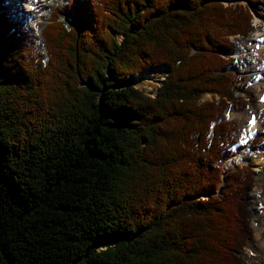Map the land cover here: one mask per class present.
<instances>
[{"label":"trees","instance_id":"1","mask_svg":"<svg viewBox=\"0 0 264 264\" xmlns=\"http://www.w3.org/2000/svg\"><path fill=\"white\" fill-rule=\"evenodd\" d=\"M65 7L36 44L0 0V264H234L255 172L222 180L237 130L223 110L254 101L229 40L252 15L220 0ZM162 65L154 97L117 86Z\"/></svg>","mask_w":264,"mask_h":264},{"label":"rangeland","instance_id":"2","mask_svg":"<svg viewBox=\"0 0 264 264\" xmlns=\"http://www.w3.org/2000/svg\"><path fill=\"white\" fill-rule=\"evenodd\" d=\"M18 1L22 2L23 3L22 7L25 8L27 3H25L24 0H18ZM70 1L72 0H40V2L36 4V6H40V7H38L35 13H31V11L29 10L24 13H21L20 11L17 12L16 10H13L15 9V4H14L15 0H2L5 7L8 8V10L11 12L13 18L19 19L23 23V25L28 28L33 38L35 39L36 44L42 43V30L45 27V25L49 22L50 13L51 11H53L54 6L60 4L68 5ZM231 3L234 4L239 3L242 4L244 7H247L248 9L252 10L254 14L252 19L259 23V26H257L258 28L257 30L260 33V42L258 44L261 45V39H264V10L262 9L263 4H261L260 2H256L255 4L250 5L247 4L246 0H232ZM66 12H67V6L64 8V14H66ZM45 17L47 19L46 21H44ZM257 35L258 33H256V35L254 36L252 30V32H250V36L246 39L239 37H232V39H234L236 43L235 55L238 56L240 67L241 68L246 67L245 64L249 63L248 71L250 72V74L247 77V81L249 84V91L254 99V101L248 102L249 103L248 108L244 111H241L238 108L234 109L235 107H233L232 105L223 110V114H225V118L226 119L228 118V120L230 121L232 119V121H235L238 125V130H236L237 132L235 133L236 138H239L242 135V131H243L242 128H246L248 120L251 117V115L257 117L260 116V119L264 120V116H262V114L264 115V110H263L264 95L259 96L257 92L259 84L264 81V53L261 55L260 53L259 54L257 53V56H253V57L252 55L244 54V51L246 49L245 46H248L250 44L253 45ZM123 37L124 36L121 35V39H123ZM262 45L264 46V42ZM237 50H239V52ZM260 66L262 69H260ZM243 70L245 72H248L245 69ZM159 71L160 70H157L155 72H159ZM151 73L158 80L160 79V75L154 73L153 71ZM111 77H116V75H111ZM125 79L126 78H123L119 82V84H117V86L120 87V86L132 85L127 83ZM160 82L161 83L158 84L159 88L163 84L162 81ZM158 87L154 92L152 89L147 92L143 90V92L150 97H154L157 95V90L159 91ZM211 99H212V94L204 92L201 101L203 102ZM233 110L236 111L237 113H244V114L241 116H237L235 118L232 117L230 118L229 115L231 112H233ZM262 133L263 134L260 133L261 135L259 134L260 141L258 143L252 142L250 144L251 146L250 148L244 149V152L242 153H238V154L235 153L231 158L226 160L223 164V167L228 169H233L235 168V166L247 167L249 165L251 169L255 172L253 186L247 195L248 199L246 205V209L250 217L249 226L252 233V239L249 242L245 243L246 244L245 246L239 249L238 251L239 253H236L235 256L236 262H234V264H264V254L263 251H261L260 249L261 247L260 241L264 240V167L258 169L260 167L255 164V162L261 160L262 158H263L262 160H264V154L262 155L261 153L264 152V132ZM243 154H245V156ZM223 176L224 175H222V177ZM258 234L261 236V239H258ZM104 244L105 243L102 241L98 244V247L100 248L101 245Z\"/></svg>","mask_w":264,"mask_h":264},{"label":"bare ground","instance_id":"3","mask_svg":"<svg viewBox=\"0 0 264 264\" xmlns=\"http://www.w3.org/2000/svg\"><path fill=\"white\" fill-rule=\"evenodd\" d=\"M24 1H25V3H27L25 8L22 7V4H23L22 2L15 0V2H14L15 9H13V10H16L17 12L20 11L21 13H24V12L29 10V11H31V13H35L37 11L38 7H40V6H36V4H38L40 2V0H24ZM46 20L47 19L45 17L44 21H46ZM117 37L119 40L121 39V35L117 34ZM255 39H260L259 33ZM260 46L264 47L263 45H260ZM261 50L264 51L263 48ZM151 72H152L151 70L149 71V69H145V70H143L137 74H133L131 77H128L125 80L127 81V83L132 84V85L142 89V91L144 90L147 92V91H150L152 89L154 92L156 90V88L158 87V84L161 83L160 82L161 80L160 79L158 80L156 77H154ZM259 90H260V92H259ZM257 92H258L259 96L264 95V81L259 84ZM261 104H263V103H261ZM229 110H232V109H229ZM263 110H264V104H263ZM243 114L244 113H237L236 111L233 110V112L230 113L229 117L235 118V117L241 116ZM250 118H251V124H250V122L247 124L245 131H248L249 135L252 137L255 135H259L260 133L264 132L263 120L260 119V116H258V117L257 116H251ZM253 121H255V122L253 123ZM261 153H262V155L264 154V152H261ZM262 159L255 162V164L260 167L258 169H261L262 167H264V160H262ZM258 239H261V236L259 234H258ZM260 246H261L260 249H261V251H263V254H264V240L260 241ZM252 254H254V253H252Z\"/></svg>","mask_w":264,"mask_h":264},{"label":"water","instance_id":"4","mask_svg":"<svg viewBox=\"0 0 264 264\" xmlns=\"http://www.w3.org/2000/svg\"><path fill=\"white\" fill-rule=\"evenodd\" d=\"M122 42V39L120 40ZM159 88V87H158ZM157 93H158V90H157Z\"/></svg>","mask_w":264,"mask_h":264},{"label":"snow or ice","instance_id":"5","mask_svg":"<svg viewBox=\"0 0 264 264\" xmlns=\"http://www.w3.org/2000/svg\"><path fill=\"white\" fill-rule=\"evenodd\" d=\"M255 121H253V123H254Z\"/></svg>","mask_w":264,"mask_h":264}]
</instances>
